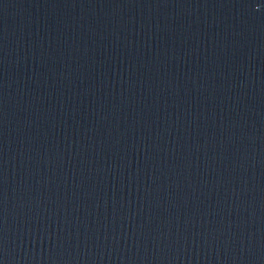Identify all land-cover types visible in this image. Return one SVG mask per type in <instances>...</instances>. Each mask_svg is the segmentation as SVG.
<instances>
[{
  "label": "water",
  "instance_id": "water-1",
  "mask_svg": "<svg viewBox=\"0 0 264 264\" xmlns=\"http://www.w3.org/2000/svg\"><path fill=\"white\" fill-rule=\"evenodd\" d=\"M0 264H264V0H0Z\"/></svg>",
  "mask_w": 264,
  "mask_h": 264
}]
</instances>
